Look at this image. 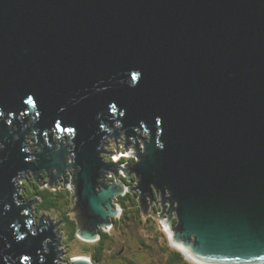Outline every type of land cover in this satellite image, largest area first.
<instances>
[{
	"label": "water",
	"instance_id": "obj_1",
	"mask_svg": "<svg viewBox=\"0 0 264 264\" xmlns=\"http://www.w3.org/2000/svg\"><path fill=\"white\" fill-rule=\"evenodd\" d=\"M121 133L135 164L103 156ZM68 170L83 240L157 191L187 258L264 264V0H0V264H59L62 221L36 224L16 180Z\"/></svg>",
	"mask_w": 264,
	"mask_h": 264
},
{
	"label": "rangeland",
	"instance_id": "obj_2",
	"mask_svg": "<svg viewBox=\"0 0 264 264\" xmlns=\"http://www.w3.org/2000/svg\"><path fill=\"white\" fill-rule=\"evenodd\" d=\"M36 140L37 139H36V136L34 134V131L30 132L27 135V144H28V150L29 151H31V152L37 151V146L32 145V144L36 143ZM63 142H66L65 138L63 139ZM104 142L105 143H104L103 148H104V150H106V152L103 153V156H104L105 160H107V161H114L115 160L116 162L126 161V162H124L125 164H135L136 161H139V158H137V156H136V153H137L136 145L133 143L126 145L125 133H121L116 138L113 135H111V137L109 135H107L104 139ZM30 145H32V146H30ZM139 147L142 149V151H144L145 143H144L143 139L140 140ZM118 152H122V153H120L118 156H116V154ZM71 160H73L72 157H71ZM132 160H134L135 162H133ZM124 163H122V164H124ZM118 171L120 172V174H119V177H117V179L115 178L113 171L107 172L108 179L110 180V182L114 178L116 182L126 183L123 179V176H125L127 178H130V175H132V177L133 176L136 177L135 172H132L130 169L128 171H125L121 167H118ZM44 172L45 171L41 172V177H39V181H41V182H43V180H45V177L44 178L42 177V173H44ZM67 173H68L67 175H68L69 180H67L66 183L63 182V180H62L63 176H62L61 179L58 180L59 183H54L52 186L57 187L60 185V183H64V185H67V187L72 191V195H71L72 211H71V214H72V216H74L76 218L75 188H74V182H72L71 178H70L71 174H72V170H70V171L68 170ZM128 173L130 175H128ZM26 174L33 176L34 172L29 171ZM26 174L21 175L16 180V182L19 186V189H20L19 190L20 194H22L21 193L22 191L26 192V190H28L29 193H32L34 190V185L30 181H27V185H26L27 189H25V187H24V189L21 188V187H23V182L25 181V179L27 177ZM44 176H46V178L48 177L47 174ZM135 179L137 180V178H135ZM127 191H128V189H127ZM21 200L24 202L25 201L27 202V200H23L22 195H21ZM33 200H29V201H33ZM17 201L19 202L20 199H18ZM38 201L39 200L34 202L31 206V215H32V218L34 219V222L36 224L39 223V220L41 217H43L46 222L57 223L59 221H62V223L59 224V226L56 228V232L58 233V237L60 238V242H61L59 248L64 250V252L60 255V259L58 261L59 264H71L73 259H75L76 257H80V256L91 258L90 254L88 252H86V248H87V246L91 245L95 241H86L83 239H76L71 243H67L66 235H64L62 233L61 226L63 224V219L60 218V214L57 213L56 211H54V212L40 211L38 209V206H37ZM116 202H118V201H116ZM149 210H150V207H149ZM149 210H147V212H145V213L142 210V213H143L142 219L146 220V222H147V218L145 215H150ZM165 216H168V215L164 212H161L159 214V218L162 219L163 223H164L165 219H168ZM173 217H175V219H176V212H174ZM150 223H152L151 224L152 226L147 227V225L149 224V221L147 223H142L140 221L134 222L132 220H129V222H127L126 225H124L123 229L118 228V227L110 228L109 231H111V233H112V239L108 242L109 246L105 252L104 261L109 263V264H116V262H118L120 260V257L118 256V254L121 251H123V253H125L127 255H132L134 257L133 260L136 261V264H140V262H142L144 264H165V258L167 257L166 253L171 252L172 249L167 247L169 245L168 244L169 242H168L167 238L165 237V235H163V233L161 231L158 219L152 220V221H150ZM165 229L171 235L169 227L165 225ZM129 237H131V238H129ZM142 238L145 239L146 242L151 244L153 247H149V248H146L145 246L143 247V245L140 242V240ZM133 243H134V245H133ZM163 245L165 247H167V250H163ZM141 248H143V249H141ZM143 254H145V256ZM142 256H144V257H142ZM138 257H141V259L139 260L140 262H138V260H137Z\"/></svg>",
	"mask_w": 264,
	"mask_h": 264
},
{
	"label": "trees",
	"instance_id": "obj_3",
	"mask_svg": "<svg viewBox=\"0 0 264 264\" xmlns=\"http://www.w3.org/2000/svg\"><path fill=\"white\" fill-rule=\"evenodd\" d=\"M124 162L126 161H121V163ZM44 175H46V172L42 173V177L43 178L45 177V180L41 182L36 180L34 174L33 176L26 174L27 177L23 182V187L21 188L24 189L25 187V189H27L26 186L27 181H30L34 185V190L32 193H29L28 190H26V192L22 191L21 195L23 200L29 201L37 198L39 200L37 206L40 211H45V212L56 211L57 213H59L60 218L63 219V224L61 228H62V233L66 235L67 243H71L76 239H81L78 236V230H79L78 221L71 214L72 191L67 187V185H64V183H60V185L57 187H53L52 185L47 184L49 177L46 178V176ZM123 179L124 181L128 180L127 177L125 176H123ZM117 203L121 205L122 213L119 217L113 218L115 223V226L113 227H118L123 229L124 225H126V223L129 222V220H132L134 222L140 221L142 223H147L149 221L147 227H151L152 223H150V221L158 219L161 231L169 242L168 243L169 245L167 247L172 249V251L169 253L165 252L167 254V257L165 258V264H198L187 258L184 252L180 248L172 244L170 235L165 229V224L162 222V219L159 218L160 208L154 211L153 213L154 215L152 213H150V215L144 214L147 218V222H146V220L142 219L143 213L138 202V195L136 193L128 192L126 194L120 195ZM100 233H101V237L91 245L87 246L86 252L90 254L91 259L95 264H109L104 261V256L109 246L108 242L112 239V233L109 230H103V229H100ZM141 240L146 241L143 238ZM149 247H153V246L149 244L148 248ZM167 247L163 245V250H167ZM143 255L145 256V254ZM140 259L141 257H138V262H140L139 261ZM140 264H144V263L140 262Z\"/></svg>",
	"mask_w": 264,
	"mask_h": 264
},
{
	"label": "flooded vegetation",
	"instance_id": "obj_4",
	"mask_svg": "<svg viewBox=\"0 0 264 264\" xmlns=\"http://www.w3.org/2000/svg\"><path fill=\"white\" fill-rule=\"evenodd\" d=\"M34 134H35V132H34ZM35 136H36V134H35ZM133 162H135V161H133ZM135 178L136 177L133 176L132 180H130V181L126 180L125 182L127 183L128 186H133V185H135L137 183V180ZM114 180L115 179L113 178L111 180V182H113ZM128 192L136 193L137 195L139 194L137 191H133V192L132 191H126V193H128ZM155 193H156V200L152 201L151 204H150V213L153 214L156 209L160 208V212H159V214H160L163 211L162 210V204L161 203L159 204L157 202L158 201L157 199L159 198V194L157 193V191ZM119 196L120 195H118L116 197V201H118ZM138 202H139V200H138ZM175 222H176V219L174 220V223ZM113 226H115V223L112 225V227ZM140 242L143 245V247L145 246L146 248H148L149 244L146 241L140 240ZM141 249H143V248H141ZM118 255L120 257V260L118 262H116V264H136V261L133 260L134 257L132 255H127V254L123 253V251H121Z\"/></svg>",
	"mask_w": 264,
	"mask_h": 264
},
{
	"label": "snow or ice",
	"instance_id": "obj_5",
	"mask_svg": "<svg viewBox=\"0 0 264 264\" xmlns=\"http://www.w3.org/2000/svg\"><path fill=\"white\" fill-rule=\"evenodd\" d=\"M133 79H136V76L135 75H133ZM111 107L115 110V105H111ZM155 122L156 123H159L160 121H159V119H157ZM70 131H74V130L73 129H70ZM161 147H163V146H161ZM25 259H27V257H25Z\"/></svg>",
	"mask_w": 264,
	"mask_h": 264
},
{
	"label": "built area",
	"instance_id": "obj_6",
	"mask_svg": "<svg viewBox=\"0 0 264 264\" xmlns=\"http://www.w3.org/2000/svg\"><path fill=\"white\" fill-rule=\"evenodd\" d=\"M120 153H122V152H118L117 154H116V156H118ZM118 159V158H117ZM120 159V158H119ZM115 161V160H114Z\"/></svg>",
	"mask_w": 264,
	"mask_h": 264
},
{
	"label": "bare ground",
	"instance_id": "obj_7",
	"mask_svg": "<svg viewBox=\"0 0 264 264\" xmlns=\"http://www.w3.org/2000/svg\"><path fill=\"white\" fill-rule=\"evenodd\" d=\"M130 155V154H129Z\"/></svg>",
	"mask_w": 264,
	"mask_h": 264
}]
</instances>
